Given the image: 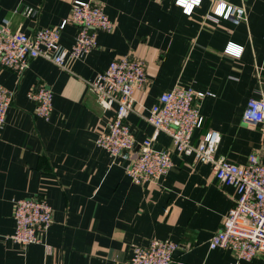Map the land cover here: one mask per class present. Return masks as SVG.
Instances as JSON below:
<instances>
[{
	"label": "crops",
	"instance_id": "crops-1",
	"mask_svg": "<svg viewBox=\"0 0 264 264\" xmlns=\"http://www.w3.org/2000/svg\"><path fill=\"white\" fill-rule=\"evenodd\" d=\"M114 22L101 31L91 53L66 68L37 57L19 74L0 64V86L13 92L0 125V264H127L135 245L153 239L178 242L171 264H264V254L238 259L228 248L210 249L238 198L236 187L222 184L214 165L178 152L161 132L154 146L169 150L174 165L158 181L135 183L125 163L96 144L114 115L103 111L87 81L113 59L135 57L147 64L148 81L135 94L128 123L138 142L154 128L147 121L158 97L175 85L211 91L199 101L204 117L194 132L197 143L216 130L217 156L246 164L256 153L264 163V136L243 121L250 97L264 89V0H225L244 6L247 21L214 22L206 17L213 0L187 14L175 0H93ZM73 0H0V23L33 34L69 17ZM77 26L68 23L61 44L69 48ZM242 47L240 56L225 51ZM40 85L54 92L49 119L36 115L29 94ZM44 198L53 223L42 243L22 246L12 240L15 201ZM54 250L47 253L45 245Z\"/></svg>",
	"mask_w": 264,
	"mask_h": 264
},
{
	"label": "built area",
	"instance_id": "built-area-1",
	"mask_svg": "<svg viewBox=\"0 0 264 264\" xmlns=\"http://www.w3.org/2000/svg\"><path fill=\"white\" fill-rule=\"evenodd\" d=\"M203 1L175 0L189 15ZM206 17L214 22L228 19L239 24L247 21V10L225 0H213ZM68 23L77 26V33L73 45L66 48L61 44V35ZM113 29V20L103 6L93 0H73L68 18L59 25L40 28L33 34L21 29L12 30L9 19H4L0 23V64L14 67L22 74L33 59L43 57L66 68L70 59L85 57L98 46L101 31ZM242 49L228 44L225 51L240 56ZM147 81L146 62L130 56L113 59L104 71L87 81L89 91L103 111L114 110V115L98 134L96 144L111 157L122 159L126 173L138 184L160 180L174 165L169 150L154 146L161 132L172 138L178 152L194 155L203 163H212L218 181L236 187L238 198L224 217L221 229L209 239L210 249H231L240 260L260 257L264 254V163L256 153L250 155L246 164L217 156L220 136L216 130L207 132L194 143V132L204 122L199 101L215 95L211 91L181 85L162 93L150 108L147 121L154 130L137 148L138 142L128 118L135 109L136 92L143 89ZM29 96L36 102V115L49 119L54 109L52 88L40 85ZM12 101L13 92L0 86V125L5 123ZM243 121L259 127L264 136V89L259 96L249 98ZM14 219L15 231L11 236L14 242L22 246L42 243V235L53 223V207L44 198H21L15 201ZM45 247L47 253L54 250L51 245ZM179 247V243L172 240L153 239L148 245H135L127 264H171Z\"/></svg>",
	"mask_w": 264,
	"mask_h": 264
}]
</instances>
